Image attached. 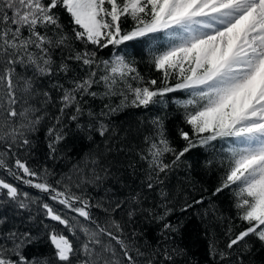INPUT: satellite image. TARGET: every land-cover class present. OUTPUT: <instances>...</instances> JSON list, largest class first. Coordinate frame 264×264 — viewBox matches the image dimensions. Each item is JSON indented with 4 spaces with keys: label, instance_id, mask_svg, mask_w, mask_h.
Wrapping results in <instances>:
<instances>
[{
    "label": "snow or ice",
    "instance_id": "1",
    "mask_svg": "<svg viewBox=\"0 0 264 264\" xmlns=\"http://www.w3.org/2000/svg\"><path fill=\"white\" fill-rule=\"evenodd\" d=\"M131 41L148 46L158 78H145L122 54ZM104 49L108 58L98 55ZM173 93L186 94L172 101L190 129L178 130L183 146L169 140L163 116L141 117L150 131L136 152L147 165L140 190L123 200L92 197L88 189L112 174L108 155L122 150L112 144L119 133L111 118L127 108H166ZM42 122L48 159L59 158L73 129L89 140L97 133L105 151L69 173L32 167L22 154L35 147ZM198 148L221 157L213 195L228 190L245 225L235 235L229 228L226 248L210 245L209 256L214 264H246L250 241L264 248V0H0V264H178L180 225L168 220L175 209L162 186ZM139 220L159 225L155 246L139 244L135 228L125 235ZM41 242L53 259L26 254Z\"/></svg>",
    "mask_w": 264,
    "mask_h": 264
},
{
    "label": "trees",
    "instance_id": "2",
    "mask_svg": "<svg viewBox=\"0 0 264 264\" xmlns=\"http://www.w3.org/2000/svg\"><path fill=\"white\" fill-rule=\"evenodd\" d=\"M62 20L65 24L68 23L66 14L62 15ZM124 27L130 28L131 21L126 22ZM76 47L82 46L77 43ZM121 50L128 59L136 61L137 68L145 78L159 77L160 74L152 67L148 46L142 41L128 42L127 45L121 46ZM108 53L109 50L104 49L98 55L102 58H108ZM185 98L186 94L184 93H173L166 98L168 100L166 108L162 106L150 110L127 108L111 118L119 133V137L112 144L113 146L119 145L122 150L108 155V159L112 162V174L98 188L90 187L88 189L92 197L123 200L132 191L140 190L147 165L139 161L136 152L144 147L143 135L150 131L141 125V117L147 119L154 115L163 116L165 131L169 140L177 149L183 146L184 142L180 139L178 130L183 128L189 131L190 129L184 123L183 110L172 101ZM91 103L97 111L102 107L99 100ZM113 103H119V99L114 98ZM48 126V122L41 123L39 131L33 137L35 147L29 153L22 154L32 167L37 169L47 167L54 174L69 173L73 165H82L86 158H90V154L105 151L103 138L97 133L92 132V139L89 140L88 133L76 132L73 129V133L61 146L58 153L59 158L55 161L48 159L45 138ZM168 159L171 157L169 156ZM209 159L213 160L211 167L205 164V161ZM220 159V156L203 148L194 149L184 158L185 163L176 167L164 181L162 187L169 193L171 199L169 207L175 209L168 220L173 224L180 225L179 232L173 233L174 246L184 250V255L179 258L178 264H214L209 256L210 245L214 244L219 249H225L229 239V228H231L232 235H235L245 227L244 223L236 216L232 194L225 190L220 194L213 195L223 175V171L219 167ZM23 190L31 192L33 196H41L43 199H47L43 197V194L33 189L25 187ZM148 195L150 203L158 202L159 198L156 192ZM201 198H203V204L194 203ZM185 203H191L193 207L188 208L187 211H180V207ZM54 207L60 208L61 206L54 205ZM207 209H215V212H209L205 215ZM33 210H36L35 207ZM95 211L97 216L103 218L102 212ZM122 215L120 214L116 218L121 219ZM40 219L42 216L37 217V221ZM44 223H49V221L45 220ZM121 223H126V220H121ZM54 226L59 228L58 225ZM133 228L137 232L143 233L142 236L137 237L139 244L151 247L158 243L160 239L158 224L149 225L139 220L135 224L126 225L125 235H128ZM36 230L34 229V231ZM250 242L254 245V250L246 258V264H264V248L258 241L252 240ZM26 254L37 260L54 258L53 249L46 242L30 247Z\"/></svg>",
    "mask_w": 264,
    "mask_h": 264
}]
</instances>
